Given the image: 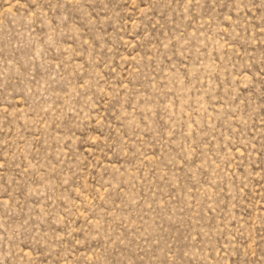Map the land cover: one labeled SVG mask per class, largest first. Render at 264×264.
<instances>
[{"label":"rangeland","instance_id":"374dc122","mask_svg":"<svg viewBox=\"0 0 264 264\" xmlns=\"http://www.w3.org/2000/svg\"><path fill=\"white\" fill-rule=\"evenodd\" d=\"M0 264H264V0H0Z\"/></svg>","mask_w":264,"mask_h":264}]
</instances>
